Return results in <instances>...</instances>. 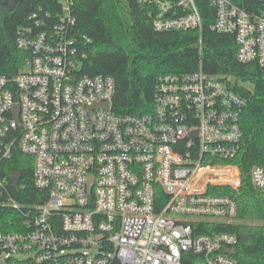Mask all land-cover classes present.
Here are the masks:
<instances>
[{
    "label": "built area",
    "instance_id": "obj_1",
    "mask_svg": "<svg viewBox=\"0 0 264 264\" xmlns=\"http://www.w3.org/2000/svg\"><path fill=\"white\" fill-rule=\"evenodd\" d=\"M47 23L35 13L16 46L27 56L12 77L0 76V207L20 206L6 190L2 163L15 152L32 162L41 199L20 230L0 232V264H236L237 238L202 233L236 220L233 197L242 172L240 119L247 100L229 77L198 68L155 79L152 111L116 114L110 76L82 74L72 36V0ZM210 29L230 35L239 64L264 73V0H207ZM155 5L157 32L199 33L196 0H139ZM88 43V39H84ZM264 192V161L248 170Z\"/></svg>",
    "mask_w": 264,
    "mask_h": 264
},
{
    "label": "trees",
    "instance_id": "obj_2",
    "mask_svg": "<svg viewBox=\"0 0 264 264\" xmlns=\"http://www.w3.org/2000/svg\"><path fill=\"white\" fill-rule=\"evenodd\" d=\"M0 0V76L12 77L21 68L26 52L17 46L19 32L32 27L35 13L49 24L60 12L57 0H14L9 8ZM250 11L246 0H234ZM75 38L83 54L82 74L110 76L114 80L111 102L116 114L142 116L152 111L155 79L167 73H190L198 68V40L202 46V70L216 77L235 81L234 89L247 100L241 119V159L236 164L242 172L238 191L230 188L211 193L233 197L237 203L236 221L207 224L202 233H229L237 238L233 259L236 264H264V192L254 189L248 179L251 166L264 161V73L254 64L235 60L234 39L210 29L214 10L207 0H196L202 19L198 31H162L152 27L155 5H141L139 0H72ZM84 39L89 42L85 43ZM6 190L20 206L18 211L0 207V232L20 230L23 214L41 199L32 177V162L15 152L2 163ZM12 172L20 175L18 188L10 183Z\"/></svg>",
    "mask_w": 264,
    "mask_h": 264
},
{
    "label": "water",
    "instance_id": "obj_3",
    "mask_svg": "<svg viewBox=\"0 0 264 264\" xmlns=\"http://www.w3.org/2000/svg\"><path fill=\"white\" fill-rule=\"evenodd\" d=\"M14 2H15L14 0H7L5 4L10 8L14 4ZM19 178H20V175L18 172H12L10 175V183L15 189L18 188ZM226 253L229 255H234L235 251L227 250Z\"/></svg>",
    "mask_w": 264,
    "mask_h": 264
},
{
    "label": "rangeland",
    "instance_id": "obj_4",
    "mask_svg": "<svg viewBox=\"0 0 264 264\" xmlns=\"http://www.w3.org/2000/svg\"><path fill=\"white\" fill-rule=\"evenodd\" d=\"M234 222H237L236 220Z\"/></svg>",
    "mask_w": 264,
    "mask_h": 264
}]
</instances>
